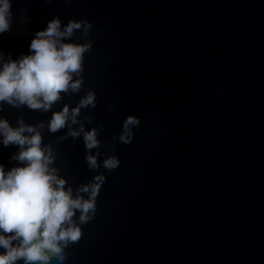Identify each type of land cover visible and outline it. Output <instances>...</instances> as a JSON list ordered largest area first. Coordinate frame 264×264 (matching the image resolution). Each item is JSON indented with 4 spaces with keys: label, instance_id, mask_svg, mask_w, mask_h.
I'll list each match as a JSON object with an SVG mask.
<instances>
[{
    "label": "water",
    "instance_id": "95a60500",
    "mask_svg": "<svg viewBox=\"0 0 264 264\" xmlns=\"http://www.w3.org/2000/svg\"><path fill=\"white\" fill-rule=\"evenodd\" d=\"M13 12L26 15L0 35L13 59L54 16L95 21L81 92L52 111L95 89L81 119L103 124L106 144L140 117L64 264H264V0H13ZM0 116L44 122L74 193L105 171L88 169L82 139L48 131L51 111L5 104ZM16 150L0 145V163L14 166Z\"/></svg>",
    "mask_w": 264,
    "mask_h": 264
},
{
    "label": "clouds",
    "instance_id": "9594fccd",
    "mask_svg": "<svg viewBox=\"0 0 264 264\" xmlns=\"http://www.w3.org/2000/svg\"><path fill=\"white\" fill-rule=\"evenodd\" d=\"M14 19L23 23L26 15L22 12L16 17L13 0H0V35L12 31ZM94 27L95 21L87 18H71L62 24L59 16H54L46 27L35 31L27 54L13 59L11 53L6 58L0 52V111L5 104L51 111L48 131L55 134L67 129L58 140L82 139L88 169L105 170L78 186L74 193L59 174L52 145L43 141L44 122L33 125L17 118L14 126L0 116V145L17 149L10 156L16 162L14 166L6 168L0 163V264H51L53 259L56 264H64L68 255L65 249L81 239L82 226L96 215L106 173L120 165L115 143L130 144L134 130H139L140 117L131 114L108 144L100 138L103 124L86 130L83 120L91 123L93 117L85 115L81 119V114L82 110L96 108L95 89L87 90L75 106L65 103L59 111H52L64 96L81 92L85 54L93 46L86 37ZM77 32L83 42L73 39ZM115 108L113 102L109 111Z\"/></svg>",
    "mask_w": 264,
    "mask_h": 264
}]
</instances>
